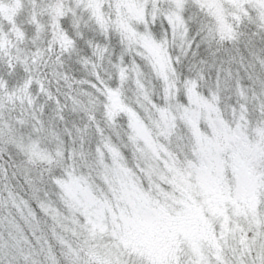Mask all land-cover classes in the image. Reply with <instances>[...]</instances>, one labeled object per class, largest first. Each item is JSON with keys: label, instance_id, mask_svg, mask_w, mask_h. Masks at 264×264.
<instances>
[{"label": "rangeland", "instance_id": "obj_1", "mask_svg": "<svg viewBox=\"0 0 264 264\" xmlns=\"http://www.w3.org/2000/svg\"><path fill=\"white\" fill-rule=\"evenodd\" d=\"M94 2H103L104 12L113 18L108 21L110 25L115 23L117 5L127 16L143 4L149 22L153 10V0ZM202 3L212 6L216 13L210 15L208 7L201 10L202 16L212 20L217 34L222 21L225 32L233 31L237 37L248 19L244 11L251 9L258 19L262 10L260 0H202ZM27 14L25 9L17 22L25 21ZM28 32L31 35L32 30L29 28ZM239 47L240 52L233 53L236 62L225 63L223 70L219 68L221 53L217 56V67L191 72L184 67L182 76L180 71L175 76L169 72L168 84L154 72L149 75L147 67L141 69L144 75L139 84L133 74L131 89L123 93L121 102L126 96L143 99L151 103L153 113L140 118L125 106L118 119L121 134H111L98 123L104 108L105 116H110L109 112L115 116L119 98L111 103L113 111L106 105L93 108L84 97L75 111L68 107L62 116L58 113L53 117L49 108L41 111L40 105L33 103L35 97L22 91L0 95V141L12 157L20 160V167L21 162L26 163L22 168L30 192L41 210L55 218L58 228H53L46 219L45 226L50 227L69 264H89L85 255L73 247V236L97 251L101 258L115 263L125 260L123 255L131 254V261L144 264L148 262L145 250H151L150 254L153 251L165 255L164 264H264V216L252 196L254 191L263 189V180L260 174L255 173L256 177L251 165L253 159L264 156V42L257 39L253 46ZM178 51L177 48L170 53L173 61ZM174 66L181 68L179 64ZM0 70H4L3 65ZM201 73L207 82L200 90L196 83ZM43 100L44 96H39L41 104ZM147 108H141L144 115ZM218 109L232 113L237 121V130L228 128L223 132L227 145L235 148L234 157L225 165L212 137L220 131L212 125L209 111L219 112ZM249 112L255 116L251 121ZM165 118L171 123H164ZM177 118H185L183 121L194 126L195 131L202 124L198 139L204 147L198 162L175 165L177 162L160 143L159 139ZM204 126L208 131H202ZM155 140H159L158 147ZM128 144V150L145 161L141 168L148 177L152 171L161 174L163 187L152 186L150 191L140 186L136 172L141 171L140 167L128 166L125 155ZM156 155L164 164L160 163V167L153 160L156 166L151 169L150 162ZM97 179L107 191L113 190L117 202L122 200L127 207L124 213L106 215L99 209L102 206L98 196L91 194L97 184L104 187ZM1 188L0 249H6L7 244L14 248L21 240L30 241L24 223L33 239L51 252L46 234L38 226L37 209L25 201L21 205ZM0 261L8 264L4 258Z\"/></svg>", "mask_w": 264, "mask_h": 264}, {"label": "snow or ice", "instance_id": "obj_2", "mask_svg": "<svg viewBox=\"0 0 264 264\" xmlns=\"http://www.w3.org/2000/svg\"><path fill=\"white\" fill-rule=\"evenodd\" d=\"M260 4L258 19L251 9L244 11L248 19L237 37L233 31L225 32L222 21L217 34L201 10L208 7L210 15L216 13L202 0H153L150 22L143 4L127 16L117 5L111 25L108 21L113 18L104 12L103 2L0 0V65L4 69L0 70V95L22 91L35 97L33 103L41 111L47 107L55 117L62 116L69 103L75 111L81 97H87L93 108L122 98L131 89L133 74L139 84L143 67L168 84L169 72L175 76L180 71L182 76L184 67L189 72L217 67L222 53L219 68L223 70L225 63L236 62L233 53L240 52L241 44L248 48L257 39L264 42V0ZM25 9L27 19L18 23ZM235 19L241 21L240 16ZM177 48L173 61L170 53Z\"/></svg>", "mask_w": 264, "mask_h": 264}, {"label": "trees", "instance_id": "obj_3", "mask_svg": "<svg viewBox=\"0 0 264 264\" xmlns=\"http://www.w3.org/2000/svg\"><path fill=\"white\" fill-rule=\"evenodd\" d=\"M202 74V73H201ZM201 79L198 80L197 88L201 87L206 84V79H204V75L202 74ZM196 88V89H197ZM51 91L55 93L56 91V84L55 81L52 83ZM125 96V95H123ZM127 98H123V101L121 102V98H119V101L116 103V114L115 116H105V108L102 110L101 114H99V125L104 129L108 130L111 132V134H114L115 132H118L119 134L122 133V126H121V121L118 119L120 118V114H123V110L125 106H128L130 110H132L134 113H136L140 118H145L149 114L153 113V106L151 103L143 100V99H135L133 96H126ZM133 97V98H131ZM81 101L84 100V97L80 98ZM145 104H147L145 106ZM106 107L113 111L115 108H113L112 104L110 103H105ZM68 107L72 109L71 103H69ZM148 107V111L145 112L141 108ZM252 111H255V108L253 106H250ZM219 112L213 110L212 112L209 111L211 114L210 119L211 123L213 126H215L218 131H220V134H212V137L214 141H217V146L216 150L220 155V160L222 159L223 161L222 164L225 165L235 155V148L231 145H227V138L223 134L226 133L228 128H234L237 130V121L234 120V116L232 113L227 114L222 109H218ZM161 112V110L159 111ZM154 115L156 113L154 112ZM254 115L249 112L248 114V119L251 121L254 119ZM113 118L112 121H107L106 119ZM162 117L159 118L160 121H163L161 119ZM186 118V116H185ZM183 118V119H185ZM242 118V117H241ZM181 118H177L174 120V124L169 125L170 130L167 132V134L162 137L160 140V143H162L166 150L170 153L168 155L177 163H174L175 165L181 166L183 162L186 161H192V162H198L200 160V156L202 154L201 152V147L202 142L198 139L199 133H200V127L202 128V124H199L197 127L199 130L195 131L194 126L191 124H186V122L183 121ZM172 120H169L165 118L164 123L170 122ZM242 121V120H241ZM208 131L207 128L204 126L202 131ZM195 131V132H194ZM159 140H155L156 142L154 143L156 147L159 146L158 142ZM228 142L231 144L233 140L230 138ZM237 144V141L234 142ZM129 144L125 147V155L128 158V166L135 167H140L141 171L139 169H136V172L138 174V183L140 186L143 188H149L151 191L152 186L153 187H163V179L161 174L150 172L152 175L148 177V174L146 171L141 168V166L144 164L145 161L140 159L139 156H135V154L131 153V149L128 150ZM195 150H197V155L195 154ZM133 154V156H132ZM197 156V159L195 158ZM19 159H16L12 157L0 141V186L2 187V191L6 192L7 194H12L13 198L15 200H18L20 204L22 205L21 201H25L27 205L31 208H35L38 211V216L40 215L38 219V226L40 229L44 231L46 234V237L49 241V246H50V251L49 250H44L42 246H40V243L36 240L33 239L29 229L27 226L23 223V228L26 230L27 234L29 235L30 241H19L18 244L15 243L14 248L11 247V244H7L8 247L6 249L1 250L0 249V260L4 258V260L8 264H69L67 261V258L63 255L62 250L60 249L59 245L55 241V236L51 235L50 232V227L45 226V223H47L46 220H48L51 223V226L53 228H58V225L56 223V220L54 217H52L50 214L47 212H44L41 210L40 206L36 204V201L34 200L30 189H29V184L26 179L25 173L23 171L22 165L26 164L25 162H21V167L18 162ZM153 160L157 163L158 166L161 167V164H164L161 157L159 155H156L155 159H152L150 162L151 169L153 166H156L153 163ZM20 161V160H19ZM21 161H27V160H21ZM225 161V162H224ZM159 163V164H158ZM29 164H32L31 162ZM252 169H254V174H260L263 180V189L260 191H254L252 196L254 197V200L256 199L258 208L260 211L263 212L264 216V156H259L256 159H253L251 161ZM150 166L148 168L150 169ZM140 172H139V171ZM255 174V175H256ZM259 176V175H258ZM257 177V175H256ZM98 180V179H97ZM101 184L104 183L100 180H98ZM156 182V183H153ZM97 186V187H96ZM96 189L92 190L91 194L94 196H98V201L101 204L102 207H99V209L102 212H106L108 215L109 212H114L116 214L124 213L125 209L127 210V207L123 204L122 200L120 202H117L115 200V195L112 191H107V188L104 186L103 189L99 187L100 185H96ZM158 189V188H157ZM95 192V193H94ZM154 195L155 193L152 192ZM255 194V196H254ZM157 199L160 198V195L156 193ZM155 198V196H153ZM158 207V204H157ZM120 211V212H119ZM101 216V215H100ZM22 221H20L21 224ZM9 226L6 225V229ZM2 229V228H1ZM4 229V230H6ZM3 230V229H2ZM18 237V234H16ZM73 241V247L75 250L86 257V262L89 264H137L135 260L131 261L130 256L131 254L128 255H123L122 257L126 258L120 259L117 261H121L120 263H115L113 260H108L103 259L100 257V254L97 253V251H93L89 249L83 242L80 241L79 238H74L72 237ZM11 247V248H10ZM18 250H21L19 252ZM151 250H145V257L148 259V262L144 264H164V258L165 255L163 254H158L156 255L155 252L152 251V254H150ZM166 253V252H165ZM128 258L129 261H126ZM172 259L170 258V261ZM0 264H5L4 262L0 261Z\"/></svg>", "mask_w": 264, "mask_h": 264}]
</instances>
